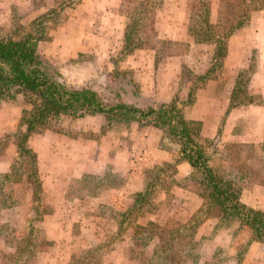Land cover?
Segmentation results:
<instances>
[{
	"label": "rangeland",
	"instance_id": "1",
	"mask_svg": "<svg viewBox=\"0 0 264 264\" xmlns=\"http://www.w3.org/2000/svg\"><path fill=\"white\" fill-rule=\"evenodd\" d=\"M205 1L209 29L198 0H0V34L57 10L37 54L67 87L91 89L109 107L174 100L199 123L196 141L208 165L247 172L245 200L264 207V6L228 38L222 65L202 80L223 17V0ZM189 91L193 102L185 106ZM23 109L22 95L0 104V176H8L0 177V264H140L151 253L139 243L137 225L146 221L180 243L178 264L243 260L249 231L216 217L190 174L175 176L177 146L161 141L159 130L135 123L102 130L100 115L51 123L27 141L36 155L33 188L26 164L14 162L12 134ZM215 129L212 138L202 135ZM148 185L141 209L121 217Z\"/></svg>",
	"mask_w": 264,
	"mask_h": 264
},
{
	"label": "trees",
	"instance_id": "2",
	"mask_svg": "<svg viewBox=\"0 0 264 264\" xmlns=\"http://www.w3.org/2000/svg\"><path fill=\"white\" fill-rule=\"evenodd\" d=\"M198 1L204 3L201 5L204 8L203 24L209 29L211 27L206 22L207 3L205 0ZM263 6L264 0H223L222 24L219 35L215 36L213 42L215 48L212 64L210 70L200 76V79H208L210 71L222 65L228 38L247 23L251 13ZM57 13V10L50 9L26 27L15 25L0 34V104L13 102L18 95L26 100L28 109L21 110L17 130L12 138L16 150L14 162L19 163L18 165L26 164L29 170L27 176L32 179L30 183L33 188L38 186L36 155L27 147V141L31 135L47 130L51 123L63 118L79 119L100 115L104 120L102 130L131 123L149 126L160 131L161 141L177 146L178 162H185L192 169L188 178L195 182L198 197L206 202L208 208L215 210V216L237 223L238 228H246L249 231V243L264 244V211L252 209L239 201L240 191L246 184L247 172L230 168L218 173L209 166L207 154L196 141L200 131L199 123L186 120L174 100L157 108H138L125 103L105 106L95 91L67 87L56 68L38 56V44L48 38V24L54 22ZM192 27L190 24L188 30L195 36ZM129 33L130 31H125L123 36L126 52L132 50ZM205 40L211 39L206 37ZM235 85H240L239 80H236ZM237 91H232V106L236 104L234 98ZM192 102V91H189L184 105L189 106ZM12 169L15 170L14 166ZM7 177L4 175L1 178L6 180ZM148 189L149 185L144 191L136 193L127 210L120 216L127 218L139 211L145 203ZM137 229L142 234L139 237L141 247L144 250L151 248L150 255L146 259L142 258L140 262L151 264L156 260L158 264H178L180 259L185 258L173 249L175 244L180 243L169 231L151 222L145 226L137 225ZM26 262L21 261L22 264Z\"/></svg>",
	"mask_w": 264,
	"mask_h": 264
},
{
	"label": "crops",
	"instance_id": "3",
	"mask_svg": "<svg viewBox=\"0 0 264 264\" xmlns=\"http://www.w3.org/2000/svg\"><path fill=\"white\" fill-rule=\"evenodd\" d=\"M228 53V49H226V54ZM226 56V55H225ZM223 125V123H222ZM223 128H225L223 126ZM217 130L215 129L213 132L205 131L202 133V135L205 138H212L216 135ZM225 134V133H224ZM223 136V135H222ZM161 138V136H160ZM161 158L163 161L166 160V157L164 155L163 152H160ZM192 171V169L189 167V165L185 162H178V164L176 165V177L178 178H183L186 175L190 174ZM246 189H242L240 191V195H239V201L240 203L244 204L247 207H250L252 209L255 210H260V211H264V207H256L254 206V204H251L249 202H246L245 200V191ZM140 192V191H139ZM199 198V197H198ZM150 221H146L145 223H148ZM255 259L258 260L257 263H254L253 261H255ZM264 259V244L263 243H258V242H251L249 243V246L244 254V258L243 260L240 262V264H264L263 262H261Z\"/></svg>",
	"mask_w": 264,
	"mask_h": 264
}]
</instances>
